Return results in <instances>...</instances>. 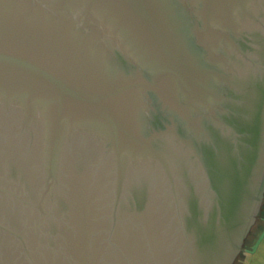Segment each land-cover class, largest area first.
<instances>
[{
	"label": "water",
	"instance_id": "95a60500",
	"mask_svg": "<svg viewBox=\"0 0 264 264\" xmlns=\"http://www.w3.org/2000/svg\"><path fill=\"white\" fill-rule=\"evenodd\" d=\"M264 202V0H0V264H233Z\"/></svg>",
	"mask_w": 264,
	"mask_h": 264
},
{
	"label": "clouds",
	"instance_id": "9594fccd",
	"mask_svg": "<svg viewBox=\"0 0 264 264\" xmlns=\"http://www.w3.org/2000/svg\"><path fill=\"white\" fill-rule=\"evenodd\" d=\"M262 256H264V248L261 247L259 221L256 230L249 236L248 243L244 246L241 255L234 261V264H264Z\"/></svg>",
	"mask_w": 264,
	"mask_h": 264
},
{
	"label": "trees",
	"instance_id": "16d2710c",
	"mask_svg": "<svg viewBox=\"0 0 264 264\" xmlns=\"http://www.w3.org/2000/svg\"><path fill=\"white\" fill-rule=\"evenodd\" d=\"M262 220H264V202H262V205H261V208H260V211H259V214L257 216V219L254 223V225L251 227V230L247 236V238L245 239V243H244V246L248 243V238L249 236L254 232V230L256 229V226L259 224V221H260V228H261V225H262ZM244 248V247H243ZM242 252V251H241ZM241 255V253L239 254V256ZM238 256V257H239ZM237 257V258H238ZM234 264V263H233Z\"/></svg>",
	"mask_w": 264,
	"mask_h": 264
},
{
	"label": "crops",
	"instance_id": "0c3cea01",
	"mask_svg": "<svg viewBox=\"0 0 264 264\" xmlns=\"http://www.w3.org/2000/svg\"><path fill=\"white\" fill-rule=\"evenodd\" d=\"M261 247L264 248V220H262L261 225ZM262 261H264V256H262Z\"/></svg>",
	"mask_w": 264,
	"mask_h": 264
},
{
	"label": "rangeland",
	"instance_id": "374dc122",
	"mask_svg": "<svg viewBox=\"0 0 264 264\" xmlns=\"http://www.w3.org/2000/svg\"><path fill=\"white\" fill-rule=\"evenodd\" d=\"M255 230H256V229H255ZM255 230H254V231H255Z\"/></svg>",
	"mask_w": 264,
	"mask_h": 264
}]
</instances>
